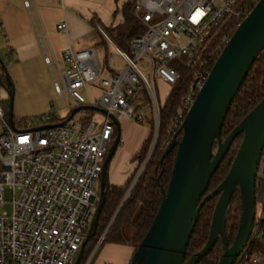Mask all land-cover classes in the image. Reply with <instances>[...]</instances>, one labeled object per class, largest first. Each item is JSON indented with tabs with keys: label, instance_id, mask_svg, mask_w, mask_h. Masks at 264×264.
Listing matches in <instances>:
<instances>
[{
	"label": "built area",
	"instance_id": "built-area-1",
	"mask_svg": "<svg viewBox=\"0 0 264 264\" xmlns=\"http://www.w3.org/2000/svg\"><path fill=\"white\" fill-rule=\"evenodd\" d=\"M242 1L137 0L134 14L146 31L132 41L130 54L97 25L108 48L117 52L122 68L114 65L113 58L108 64L103 61L101 49L69 47L63 54L66 68L58 71V77L46 56L55 93L73 103L68 118L81 108L62 126L46 128L52 126L51 114L29 118L24 125L14 119L12 126L8 109L0 104V264L75 263L98 205L103 166L116 135L111 116L143 124L144 109L151 106L156 143L160 103L154 79L174 87L180 76L172 64L192 66L196 53L205 48V39L223 19H246L253 9L240 10ZM25 6L29 8L27 0ZM57 28L64 31L68 25L63 22ZM228 41L223 38V43ZM210 72H201L189 88L174 122L175 132L183 130ZM95 86L102 89L97 101L90 93ZM89 111L94 114L90 116ZM95 112L104 114L102 122H97ZM256 179L261 214L256 216L251 239L258 237L264 220V150ZM7 191L10 202L5 200ZM8 203L11 212H1ZM109 228L83 264H94ZM258 261L253 258L254 263ZM95 264L108 263L97 259Z\"/></svg>",
	"mask_w": 264,
	"mask_h": 264
},
{
	"label": "water",
	"instance_id": "water-1",
	"mask_svg": "<svg viewBox=\"0 0 264 264\" xmlns=\"http://www.w3.org/2000/svg\"><path fill=\"white\" fill-rule=\"evenodd\" d=\"M264 51V0H259L228 41L183 125L182 140H172L163 158L177 149L168 189L162 191L159 211L131 264H185L187 248L203 206L219 196L206 246L192 256L187 264H198L221 239L225 251L218 264H236L247 248L255 228L257 207V173L264 150V98L256 108L232 131L225 141L221 130L231 105L239 93L251 68ZM11 86L7 67L0 57ZM84 109V108H83ZM88 109V108H87ZM81 108L58 125L62 126ZM8 118L13 126L14 95L9 92ZM116 137L110 147L100 179L99 200L90 223L85 243L74 264H80L88 242L95 238L99 219L105 205V186L108 169L121 141L119 121L112 117ZM243 136L242 143L223 183L205 196L211 179L220 167L234 141ZM217 150L214 151V145ZM240 192L242 214L232 246L227 244L226 217L236 191Z\"/></svg>",
	"mask_w": 264,
	"mask_h": 264
},
{
	"label": "trees",
	"instance_id": "trees-1",
	"mask_svg": "<svg viewBox=\"0 0 264 264\" xmlns=\"http://www.w3.org/2000/svg\"><path fill=\"white\" fill-rule=\"evenodd\" d=\"M136 2L137 0H132L126 3L121 9L123 16L122 24L104 28L114 43L128 54H130L132 41L146 31L144 25L140 23L138 17L134 14ZM258 2L259 0H243L239 9L248 12ZM241 23L242 21H237L230 17L223 19L205 39L202 44L205 45V48L199 49L196 53L192 66L186 67L178 62L172 64V67L179 73L180 80L172 88L166 102L160 104V121L156 143L155 123L154 120H151L150 136L134 159L139 164L138 169L144 166L142 173L139 174L142 167L140 170L137 169L132 173L124 187L112 185L109 181L108 174L105 186V205L99 219L97 233L95 238L90 240L86 245L80 264L85 262L96 247L98 238L109 226L110 228L104 243L129 246L135 253L159 211L163 199L162 191L168 189L171 180L177 149H174L165 158H163V155L172 140L175 139L177 143L182 140L183 130L175 132L174 122L183 108L184 97L201 72H210L212 70L219 55L226 46V43H223V38L226 37L230 40ZM5 66L7 67L6 64ZM0 84L14 95V85L12 83L10 87H7L6 74L1 64ZM263 98L264 51L251 68V71L231 105L221 130L220 140L222 142L256 108ZM93 114L91 113L90 116ZM67 119L59 120L54 115H49L48 121L52 125H58ZM242 140L243 136L241 135L234 141L220 167L211 179L205 196L213 193L227 177ZM217 147L218 145L215 144L214 151L217 150ZM218 198L219 196L212 198L203 206L187 248L185 264L189 262L192 256L199 253L206 246L209 240L212 217ZM260 202L261 199L257 191V203ZM241 214V198L240 192L237 190L231 200L226 217L227 244L229 247L232 246L236 238ZM128 225L134 231L131 240H127L125 237V228ZM224 251V243L219 239L212 251L205 258L201 259L198 264H218ZM244 255H248V258ZM253 258H259V261L254 263ZM236 264H264V220L260 223L258 237L250 240L246 254L244 252Z\"/></svg>",
	"mask_w": 264,
	"mask_h": 264
},
{
	"label": "crops",
	"instance_id": "crops-1",
	"mask_svg": "<svg viewBox=\"0 0 264 264\" xmlns=\"http://www.w3.org/2000/svg\"><path fill=\"white\" fill-rule=\"evenodd\" d=\"M25 1L0 0V57L7 65L14 85V98L16 93L18 96V107H21L22 99L26 101L28 97H38L44 101L52 98L53 85L45 63L46 56L57 71H64L66 64L63 54L69 47L77 51L87 48L107 49L97 25L110 28L122 24L121 9L132 0H27L29 8L25 6ZM63 22L67 23L68 29L58 30V25ZM95 33L100 35L103 45L99 46L96 40L89 41V37L95 36ZM107 72L111 73L110 70ZM40 105L43 106L44 102H40ZM47 115L36 114L30 118ZM119 125L120 129L133 127L138 131L136 133H141L139 137H134L138 148L132 154L133 159L147 141L151 129L128 120H120ZM121 142L122 138L117 154L123 152ZM117 158V155L113 157L112 162L115 163L111 174L108 169L109 181L114 186L124 187L135 165L127 164L124 175L118 177ZM133 254L134 250L129 246L111 244L105 256L98 257V260L108 264H129Z\"/></svg>",
	"mask_w": 264,
	"mask_h": 264
},
{
	"label": "rangeland",
	"instance_id": "rangeland-1",
	"mask_svg": "<svg viewBox=\"0 0 264 264\" xmlns=\"http://www.w3.org/2000/svg\"><path fill=\"white\" fill-rule=\"evenodd\" d=\"M91 40H96V43L98 42L99 46L103 43H101V37L99 34L95 33V36L93 37H89V41ZM106 46V44H105ZM108 47V46H107ZM89 49V48H87ZM103 50L102 53V60L107 62H109V60L111 58H113V63L117 68H122V62L120 61L119 58H117V52L115 51V49L113 48H107L105 49L104 47L101 48ZM86 50V49H83ZM9 62V60H7V63ZM141 64V63H140ZM53 71L56 73V75L59 77L58 71L56 69L55 66L52 67ZM49 75H50V79H51V84L53 85V81H52V76H51V70L50 68L47 66ZM53 87V86H52ZM154 87L157 93V97H158V101L160 104L165 103L167 100V97L169 96L173 86L168 85L167 83L161 81V80H157L154 79ZM101 88L98 86L95 87H91L90 88V93L91 96L93 98L94 101H97L100 99L101 97ZM53 96L52 98H48L45 101L41 98L35 97H28L29 100L23 101L20 103L21 107H18V96L17 93L15 95L14 98V118L16 120L21 121L22 125H24L26 123V120L29 119L31 116H35L36 114H42V113H46V114H51L54 115L55 117H57L59 120H64L66 118H68L69 116V111L72 109L73 107V103L72 101L68 98V97H64V98H59L58 95L55 93L54 88H53ZM8 101H9V92L8 90L1 86L0 84V104L3 106L4 109L8 108ZM40 102H44V105H40ZM20 108V109H19ZM90 114L93 113V111H89ZM145 112V121L143 124H141V126L145 129H151V120H154V116L152 114L151 111V106H147V108L144 109ZM96 116H97V122H102L104 120V114H101L99 112H95ZM138 131H136L133 127H121V138H122V142L120 147L123 149V152H121L120 154L116 152V154L114 155V157L117 155V157L119 158V163L116 166L118 169V177H121L122 175H124L125 171L123 172V170L126 169V165H130L133 164L135 165L133 173L138 169L139 164L134 161L135 157H133L132 159V154H134V152L137 150L138 145H137V141H134V137L136 138L140 136L141 133H136ZM116 136V135H115ZM139 140V139H138ZM115 141V140H114ZM114 141L112 142V145L114 143ZM117 158V159H118ZM113 160V159H112ZM115 163V162H114ZM114 163L111 161L110 167H109V173L111 174L114 168ZM142 167V166H141ZM140 167V168H141ZM140 168L138 170H140ZM144 166L141 168V170L139 171V173L141 171H143ZM123 173V174H122ZM5 200L7 202L11 201V195L10 193L7 191L5 194ZM1 212H11V205L8 203L7 205H5L2 209ZM261 214L260 211V207L257 205L256 207V216L259 217ZM134 235V231L133 229L128 225L125 228V237L127 240H131L133 238ZM111 245L110 243H104L100 249H98V255L95 258L94 264L96 263L98 257L103 258L105 256V252L108 248V246ZM95 249V248H94Z\"/></svg>",
	"mask_w": 264,
	"mask_h": 264
},
{
	"label": "flooded vegetation",
	"instance_id": "flooded-vegetation-1",
	"mask_svg": "<svg viewBox=\"0 0 264 264\" xmlns=\"http://www.w3.org/2000/svg\"><path fill=\"white\" fill-rule=\"evenodd\" d=\"M133 255H134V254H133ZM132 258H133V256L131 257V260H130L129 264H131Z\"/></svg>",
	"mask_w": 264,
	"mask_h": 264
}]
</instances>
